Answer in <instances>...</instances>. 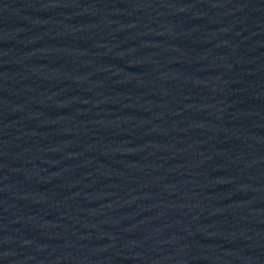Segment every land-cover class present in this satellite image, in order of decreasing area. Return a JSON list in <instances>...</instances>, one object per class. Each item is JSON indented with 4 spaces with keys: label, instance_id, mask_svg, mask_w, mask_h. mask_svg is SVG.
<instances>
[{
    "label": "water",
    "instance_id": "water-1",
    "mask_svg": "<svg viewBox=\"0 0 264 264\" xmlns=\"http://www.w3.org/2000/svg\"><path fill=\"white\" fill-rule=\"evenodd\" d=\"M0 119L264 138V0H0Z\"/></svg>",
    "mask_w": 264,
    "mask_h": 264
}]
</instances>
